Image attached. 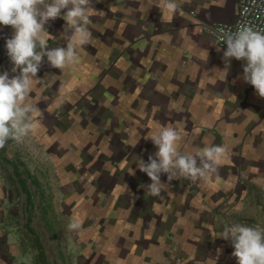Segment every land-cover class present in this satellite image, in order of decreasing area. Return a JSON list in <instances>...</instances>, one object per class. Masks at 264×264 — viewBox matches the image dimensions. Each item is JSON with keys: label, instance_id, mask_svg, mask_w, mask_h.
<instances>
[{"label": "crops", "instance_id": "0c3cea01", "mask_svg": "<svg viewBox=\"0 0 264 264\" xmlns=\"http://www.w3.org/2000/svg\"><path fill=\"white\" fill-rule=\"evenodd\" d=\"M178 3L163 21L151 0H93L75 63L42 59L37 128L0 147V264H237L215 234L232 222L264 228V97L205 28L234 22L237 0ZM45 28L47 47L67 46L62 14ZM13 32L0 25L10 77ZM153 122L178 127L184 151L224 146L223 162L206 180L161 173L151 194L135 161L157 150L145 138Z\"/></svg>", "mask_w": 264, "mask_h": 264}, {"label": "clouds", "instance_id": "9594fccd", "mask_svg": "<svg viewBox=\"0 0 264 264\" xmlns=\"http://www.w3.org/2000/svg\"><path fill=\"white\" fill-rule=\"evenodd\" d=\"M153 5L160 10L163 21H170L179 7L178 0H151L150 7ZM61 10L66 11L62 13ZM61 14L66 28L71 30L67 35V46L49 48L51 34L45 25ZM97 14L93 0H0V25H11L14 29L13 35L6 39L5 47L13 65L12 71L19 69L11 77L8 71L0 72V147L9 140L19 141L37 128L34 114L40 99L37 88L40 79L36 74L42 59L46 57L51 66L61 70L75 63L77 48L91 39L90 18ZM219 41L226 43L223 50L225 63L230 64V58L245 60L243 79L264 97V29L244 23L235 31L222 30ZM219 71L225 78L227 69ZM215 74L213 71L208 75L214 77ZM212 82L216 81L213 79ZM33 92L34 96L31 95ZM130 135L136 145L140 139L136 129ZM145 138H150L157 150L147 162L139 158L135 163L150 177L147 188L153 195L159 194L164 187L161 173L167 174L168 181L174 178L206 180L226 154L224 146L207 140L202 148L182 150V131L171 124L153 122ZM129 172L134 169L130 167ZM215 236L231 241L237 264H264V228L232 222ZM209 264H215V260Z\"/></svg>", "mask_w": 264, "mask_h": 264}, {"label": "built area", "instance_id": "2783aa9c", "mask_svg": "<svg viewBox=\"0 0 264 264\" xmlns=\"http://www.w3.org/2000/svg\"><path fill=\"white\" fill-rule=\"evenodd\" d=\"M237 4L238 13L234 22H211L205 24L206 30L214 36L218 46L222 49H226V43L219 41L222 30L235 31L238 26L244 23L264 29V0H237Z\"/></svg>", "mask_w": 264, "mask_h": 264}, {"label": "rangeland", "instance_id": "374dc122", "mask_svg": "<svg viewBox=\"0 0 264 264\" xmlns=\"http://www.w3.org/2000/svg\"><path fill=\"white\" fill-rule=\"evenodd\" d=\"M21 183H23V180H20Z\"/></svg>", "mask_w": 264, "mask_h": 264}]
</instances>
